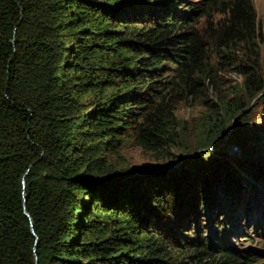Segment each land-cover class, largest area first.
Instances as JSON below:
<instances>
[{
  "label": "trees",
  "instance_id": "obj_1",
  "mask_svg": "<svg viewBox=\"0 0 264 264\" xmlns=\"http://www.w3.org/2000/svg\"><path fill=\"white\" fill-rule=\"evenodd\" d=\"M183 1L0 0V264H247L264 253L214 241L234 229L240 173L264 176V121L249 136L247 115L264 102V31L254 0ZM211 13L222 24L208 40L193 23ZM225 65L240 85L188 132L177 110L214 94ZM130 144L181 167L109 182L130 175L107 164Z\"/></svg>",
  "mask_w": 264,
  "mask_h": 264
},
{
  "label": "rangeland",
  "instance_id": "obj_2",
  "mask_svg": "<svg viewBox=\"0 0 264 264\" xmlns=\"http://www.w3.org/2000/svg\"><path fill=\"white\" fill-rule=\"evenodd\" d=\"M164 1L166 0H161V2ZM198 1L204 3L207 2L208 0L205 1L185 0L183 1V4L186 6L189 4H195ZM220 1L227 2L229 0H220ZM254 4L258 17L257 20L259 23H261L263 29L262 32H263L264 31V0H254ZM178 8L181 7L178 6ZM184 10H187V8H181L180 12H183ZM221 17L222 14L220 13L217 14L211 13V16L198 15L193 25H195V27L200 31L202 35L206 36L205 39L209 40L210 37H213V34L215 35V31L220 28V25L222 24ZM258 27L256 29L257 34L259 33ZM256 42H257V48L261 47L262 55H264V44H263L264 34H262V36L259 37V40H257ZM239 53H240L238 54L239 56L242 55L245 56L244 50L240 51ZM261 62H263L262 68L264 70V57L261 60ZM219 69H220L219 76L221 78L219 79L218 90H216L214 94H211L209 96L196 95L192 100H190L186 104H182L176 112V115L181 120L187 123V126L190 129L188 132L196 131L195 127L199 126V124L202 122V120L200 119L206 112H208L211 102L214 103L220 102L219 99H216L217 95H221L222 100L231 99L233 92L240 85L242 81V78L234 70H232L233 66L232 67L231 65L219 66ZM263 109H264V102L261 101L260 99L258 100V98L255 99L253 103L250 105L247 115H250L253 118V125L249 127V132H250L248 133L249 136L252 132L256 130L255 127L262 126L264 117L261 115V112L263 111ZM227 142L228 141L222 142L221 146L217 149V151L226 150L228 148V146H226ZM261 143L262 144H260L261 146L260 150L264 151V142L262 141ZM119 151H120V157L109 155L107 159V164L109 168H113V169H121V168L130 169V175L123 176L121 178L130 177L131 175H133L138 171H142V173L147 172L150 174L156 172L158 173L164 172L165 169L179 168L181 167L182 164L181 161L175 163H169L170 161L167 162L158 161L152 153L145 152L144 150L133 144L120 148ZM228 153H232L233 157H237L241 153V148L233 147L228 150ZM262 160H264V157L262 158ZM248 164H250V166L252 167L251 165L252 163H248ZM240 174H241L240 185L242 184V194L240 195L237 204L239 208V212L235 214H230L229 217H227V220H229L230 223L233 222L234 229L230 230L231 234H229L227 237H222V230L219 231L217 229V240H214L215 242L221 245L220 249L221 248L225 249L226 247L229 251V254L231 255H234L236 252L243 255L247 254V252H252V251H248L250 250V248L256 249L258 251L264 250V210H263L264 176L260 178L258 170L256 171L244 170ZM228 208L229 207L227 206L226 209ZM175 211L179 212V207L175 208ZM145 217L146 216H144L143 218ZM166 217L168 219H171L172 216L170 217L167 215ZM177 220L178 217L173 216L171 219V223H176ZM227 220L223 219L222 216H217L215 222L225 225ZM215 222L213 223L214 226H216ZM203 223H205V226L208 227L205 218L203 220ZM254 223L258 224L259 229L257 231L252 230ZM165 224H169V223L165 221ZM207 231H210V233H212L213 229L211 231L208 228ZM242 231L246 232V234H242ZM107 237L108 236H103L102 239H106ZM249 238L253 239L252 244H249L247 242V239ZM107 244L108 242L103 243L105 248L108 247ZM252 254L256 255L258 258V260H255L254 263L242 259L241 261L247 264H264V253L252 252Z\"/></svg>",
  "mask_w": 264,
  "mask_h": 264
},
{
  "label": "water",
  "instance_id": "obj_3",
  "mask_svg": "<svg viewBox=\"0 0 264 264\" xmlns=\"http://www.w3.org/2000/svg\"><path fill=\"white\" fill-rule=\"evenodd\" d=\"M17 3V2H16ZM147 174H150V173H145V172H143L142 173V171H138V172H136V173H134L133 175H131L130 177H125V178H121V179H113V180H110L109 182H120V183H125L126 181H129V180H131V179H135V178H138V177H141V176H145V175H147ZM107 182H105V184H106ZM26 215H27V217L30 219V216L26 213ZM35 234V233H34Z\"/></svg>",
  "mask_w": 264,
  "mask_h": 264
},
{
  "label": "bare ground",
  "instance_id": "obj_4",
  "mask_svg": "<svg viewBox=\"0 0 264 264\" xmlns=\"http://www.w3.org/2000/svg\"><path fill=\"white\" fill-rule=\"evenodd\" d=\"M259 203V202H258ZM263 210H264V205H263Z\"/></svg>",
  "mask_w": 264,
  "mask_h": 264
}]
</instances>
